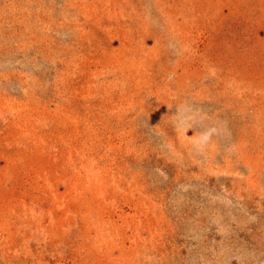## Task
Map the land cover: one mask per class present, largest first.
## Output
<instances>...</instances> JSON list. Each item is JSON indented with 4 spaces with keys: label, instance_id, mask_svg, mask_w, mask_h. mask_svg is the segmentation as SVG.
Here are the masks:
<instances>
[{
    "label": "rangeland",
    "instance_id": "obj_1",
    "mask_svg": "<svg viewBox=\"0 0 264 264\" xmlns=\"http://www.w3.org/2000/svg\"><path fill=\"white\" fill-rule=\"evenodd\" d=\"M0 264H264V0H0Z\"/></svg>",
    "mask_w": 264,
    "mask_h": 264
}]
</instances>
